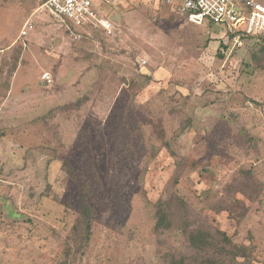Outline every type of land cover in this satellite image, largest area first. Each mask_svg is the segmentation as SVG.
I'll use <instances>...</instances> for the list:
<instances>
[{
    "label": "rangeland",
    "instance_id": "rangeland-1",
    "mask_svg": "<svg viewBox=\"0 0 264 264\" xmlns=\"http://www.w3.org/2000/svg\"><path fill=\"white\" fill-rule=\"evenodd\" d=\"M45 1L0 0V264H264V36L113 0V35L76 38Z\"/></svg>",
    "mask_w": 264,
    "mask_h": 264
},
{
    "label": "built area",
    "instance_id": "built-area-1",
    "mask_svg": "<svg viewBox=\"0 0 264 264\" xmlns=\"http://www.w3.org/2000/svg\"><path fill=\"white\" fill-rule=\"evenodd\" d=\"M168 4L173 0H165ZM113 0H46L34 13L46 16L55 26L72 37L91 30L112 36L115 20L107 7ZM176 13L189 24L204 25L209 22L221 25L225 35L234 36L242 45V36L264 35V3L259 0H177ZM29 19L20 32L19 39L26 38L35 28ZM145 65L146 61H142Z\"/></svg>",
    "mask_w": 264,
    "mask_h": 264
},
{
    "label": "trees",
    "instance_id": "trees-1",
    "mask_svg": "<svg viewBox=\"0 0 264 264\" xmlns=\"http://www.w3.org/2000/svg\"><path fill=\"white\" fill-rule=\"evenodd\" d=\"M214 25V24H213ZM101 32V31H97ZM103 33V32H102ZM264 35L255 37L256 39H261L263 38ZM234 40V36H230ZM250 36H242V40H248V39H255ZM222 49L228 48L226 45L221 44ZM2 137V134L0 133V139ZM92 224H93V210L92 207L86 202L85 199H83V204H82V212H81V229L84 230V236H82V244L81 246L87 247L88 242L90 240V237L92 235ZM157 228H169V223L167 221V213L166 211L160 210L159 212V221L157 223ZM219 236H223V239L225 240L226 243H228L229 247H232L231 250H226V249H221L222 253L225 255H231V261L236 259L239 256H243L240 248L231 246L230 241H226V236L223 233H217ZM212 236L208 232L198 230L195 233H192L189 238L190 246L194 250L202 251L204 253H207V251L212 250V249H217L218 247L215 246V244L212 243ZM220 250V249H219ZM220 254V253H219ZM204 262L207 263H213L214 260L211 259H205ZM204 262L200 264H205ZM172 264H187L185 258H181L178 261H173ZM196 264H199L198 262Z\"/></svg>",
    "mask_w": 264,
    "mask_h": 264
}]
</instances>
